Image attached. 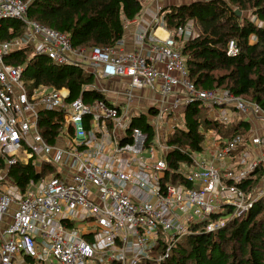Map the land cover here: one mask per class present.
Masks as SVG:
<instances>
[{
	"label": "built area",
	"instance_id": "2783aa9c",
	"mask_svg": "<svg viewBox=\"0 0 264 264\" xmlns=\"http://www.w3.org/2000/svg\"><path fill=\"white\" fill-rule=\"evenodd\" d=\"M27 8L22 0H0V21L15 18L24 28L22 36L0 42V154L7 166L32 162L39 172L48 165L54 173L31 179L22 191L7 167L0 169V221L15 206L10 222L0 229V264H13L18 254L40 264L162 261L196 223L206 221V230L214 232L264 198V109L228 89L198 88L190 79L181 48L200 34L194 20L163 38L142 29L136 42L147 45L146 53L124 50L122 38L112 46L87 49L75 47L69 33L29 18ZM161 9L152 27L165 25ZM24 45L57 64L80 66L96 79L128 78L122 91L125 105L106 97L68 101L67 88H28L23 68L4 60ZM238 52L230 41L228 55ZM145 87L161 96L143 113L154 129L151 141L141 128L131 127L141 114H132L130 105ZM191 103L208 109L212 120L258 125L231 137L209 129L210 139L203 130V150L193 151L191 162L183 164L185 183H172L166 155L174 146L168 143L170 131L164 130L170 116ZM43 110L62 115L60 121L55 118L60 128L54 144L39 127ZM256 172L261 174L256 185L244 190L240 184ZM226 208L233 212L211 218ZM162 236L164 251L152 255Z\"/></svg>",
	"mask_w": 264,
	"mask_h": 264
},
{
	"label": "trees",
	"instance_id": "16d2710c",
	"mask_svg": "<svg viewBox=\"0 0 264 264\" xmlns=\"http://www.w3.org/2000/svg\"><path fill=\"white\" fill-rule=\"evenodd\" d=\"M22 1L28 3L29 18L69 33L75 47L91 49L112 46L121 39L125 22L141 14L146 0ZM161 12L172 33L189 20L200 26L201 33L187 40L181 48L190 79L198 88L228 89L236 96L259 103L264 109V0H190L166 4ZM23 33L22 21L15 18L0 21V42ZM232 40L239 48L234 56L227 53ZM4 60L23 68L22 79L28 88L39 85L67 88L68 101L82 98L91 103L105 98L94 86V74L73 64H57L47 55L35 53L32 45L11 51ZM206 111L201 104L191 103L183 110V125H178L169 135L168 143L174 149L168 152L166 160L172 183H185L183 164L191 162L193 151L203 150V130L213 129L222 137H231L249 129L247 121L225 124L212 120ZM56 117L62 120V115L55 110H43L40 114L39 127L50 144L56 142L59 133ZM131 127L141 128L148 134L149 141L154 137L153 126L143 114L133 118ZM6 160L0 154V169L7 167L9 177L22 191L31 179L54 173L48 165H42L39 172L32 162L7 166ZM260 175L253 173L240 186L244 190L252 189ZM232 212L231 208H226L211 218ZM192 228L191 233L177 240L168 258L162 261L143 258L138 264H264V198L256 201L246 214L229 217L226 224L214 232L206 230V221ZM165 245V236H162L152 255L164 251Z\"/></svg>",
	"mask_w": 264,
	"mask_h": 264
},
{
	"label": "crops",
	"instance_id": "0c3cea01",
	"mask_svg": "<svg viewBox=\"0 0 264 264\" xmlns=\"http://www.w3.org/2000/svg\"><path fill=\"white\" fill-rule=\"evenodd\" d=\"M165 1V2H162ZM175 0L167 1V0H146L144 2V7L141 12V14L136 17L135 19L128 20L125 22V30H124V35L122 39L124 40V45L123 49L124 50H139L143 53L147 52V45L145 44L144 46L137 44V36L139 32L142 29L149 28L152 31L156 32V35L161 36L158 33L159 28H163L166 30L165 32L166 35H168L169 32H171L166 25L164 26H159L158 29L155 28L154 26L152 27V21H153V15L157 13V10L159 7H164L166 4H171V3H176L174 2ZM103 78H95V85L98 87L99 90H101L105 97L110 100L113 103H116L118 105H125L124 102V94H122V91L124 87H126L129 84V79L128 78H118V77H110L106 78L107 83H102ZM161 99V96L157 91H154L153 89L149 87H145L143 89H140L136 92V99L135 102L130 105V112L136 116L142 115L145 111H147L151 106L155 103H158L159 100ZM235 116V115H233ZM238 120V117L235 116V121ZM235 123V122H234ZM251 126H254L257 128L258 122H251ZM262 130H260L261 132ZM15 208L13 206L12 210ZM12 210L11 212L8 213V215L5 216L3 221H0V229H2L4 226L7 225L8 222L11 220L12 216ZM1 241V239H0ZM13 264H40L34 261L33 259L25 256V255H16L13 259ZM45 264V263H44ZM51 264V263H47Z\"/></svg>",
	"mask_w": 264,
	"mask_h": 264
},
{
	"label": "rangeland",
	"instance_id": "374dc122",
	"mask_svg": "<svg viewBox=\"0 0 264 264\" xmlns=\"http://www.w3.org/2000/svg\"><path fill=\"white\" fill-rule=\"evenodd\" d=\"M167 1H173V0H167ZM183 2V1H187V2H189L190 0H175L174 2ZM162 2H165V1H162ZM176 2V3H177ZM195 23V22H194ZM195 26H196V28L197 29H200V26L197 24V23H195ZM198 32L197 33H201V30H197ZM167 33V32H166ZM251 40L253 41V38H251ZM103 81H102V83H107V80H106V78H103L102 79ZM208 110V109H207ZM235 116H238L239 115V113L235 110ZM206 113L207 114H209V110L208 111H206ZM203 115H205L206 116V114L205 113H203ZM171 117V119H170V121L167 123V125L165 126V130H164V132L166 133V132H168V131H170L169 132V134L168 135H170L173 131H174V129L176 128V127H178V125H183V123H184V120L182 119V117H183V110H181L180 112H176V113H174L173 115H171L170 116ZM173 129V130H172ZM172 130V131H171ZM206 130V133H207V138H209L210 139V132L208 131V129H205Z\"/></svg>",
	"mask_w": 264,
	"mask_h": 264
},
{
	"label": "bare ground",
	"instance_id": "6f19581e",
	"mask_svg": "<svg viewBox=\"0 0 264 264\" xmlns=\"http://www.w3.org/2000/svg\"><path fill=\"white\" fill-rule=\"evenodd\" d=\"M158 29V28H157ZM166 30H164L162 27L161 28H159V30H158V33L161 35V36H164L165 37V35H166V32H165ZM46 56V55H45ZM86 73H88V72H86ZM2 155V154H1Z\"/></svg>",
	"mask_w": 264,
	"mask_h": 264
}]
</instances>
